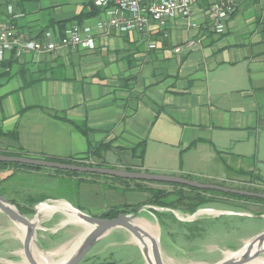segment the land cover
Segmentation results:
<instances>
[{
	"label": "crops",
	"instance_id": "obj_1",
	"mask_svg": "<svg viewBox=\"0 0 264 264\" xmlns=\"http://www.w3.org/2000/svg\"><path fill=\"white\" fill-rule=\"evenodd\" d=\"M91 3L3 0L0 16H14L16 28L33 36L47 29L62 36L72 24L90 26L98 33L96 16H89ZM194 11L195 26L176 18L152 34L157 49H148L138 33H98L93 50L9 55L10 73L0 78V153L43 160L83 159L106 168L195 181L203 177L221 183L263 184L255 163L264 135V0H243L223 33L205 24L198 4ZM192 40L197 43L190 47ZM232 159L254 165L233 166ZM259 164L264 166V161ZM223 167L235 176L224 177ZM16 176L26 179L21 186L14 184ZM3 184L6 199L17 208L31 210L40 202H57L56 206L70 204L97 217L113 208H165L148 204L153 190L172 192L168 201L176 195L163 184L58 174L50 168H3ZM213 202L228 203L241 217L252 212L264 216V206L253 202ZM43 207L45 227L37 230L38 238L43 248L52 249L68 241L71 229L80 225L64 224L66 212H44ZM166 211L158 213L166 247L173 249L175 238L189 239L193 234L198 239L205 232L206 220L199 215L185 220L176 213L186 212L182 208ZM221 213L215 218L226 215ZM142 223L154 236L153 225ZM51 226L57 228H47ZM121 241L139 248L132 235L119 228L105 235L82 261L114 264L106 258Z\"/></svg>",
	"mask_w": 264,
	"mask_h": 264
},
{
	"label": "rangeland",
	"instance_id": "obj_2",
	"mask_svg": "<svg viewBox=\"0 0 264 264\" xmlns=\"http://www.w3.org/2000/svg\"><path fill=\"white\" fill-rule=\"evenodd\" d=\"M259 145L261 148L260 153V159L256 160L255 165H258L257 167L262 171V177L264 178V166L260 165V161H264V135L259 140ZM231 164L233 166H239L247 169V167L253 166L254 163L248 160H231ZM224 170V171H223ZM213 171L215 173L218 172L217 168H215ZM222 172H225L226 175L224 177H233L234 174L225 171L224 167L222 169ZM196 180L202 182V183H221L219 179H207L203 177H195ZM26 179L21 177H15L14 178V184L17 186H21L22 182H24ZM248 180H236L234 182H224L223 184H226L227 187L232 186V188L240 189L241 187L245 188H256L259 190L264 191V183L263 184H257L255 186L250 185ZM256 184V183H255ZM169 190H176L171 185H164ZM58 191H56L54 194H56ZM0 194L3 195L5 198V191H4V184L3 186H0ZM60 194V193H58ZM57 194V195H58ZM71 199L73 197L69 196ZM215 199L223 200L227 202H237L239 204H245V201L242 200H236L229 197L219 196L216 195L213 197V201ZM74 201V200H73ZM211 202L209 204H206L200 208H198L193 214L188 212H180L176 211L179 218L182 219H191V217L199 212V219H205L206 220V226H205V232L202 234L201 237L198 239H195V235L192 234V236L189 239H177L175 238L174 245L175 247L168 248L166 245H164L166 239L163 238L165 229L162 227L161 222L158 217L159 212H167V208L162 209H151L147 206H144L143 211L140 212L139 219H142V222L145 220L146 222L155 225L158 229L157 236L159 237L160 244H161V250L163 253V256L165 258L166 264H216L217 262L221 261L225 257L226 252H233L237 253L238 250H240L245 243L251 239V234L254 236L264 231V216H256L254 215L255 212H252L254 214L244 217L236 215L233 209L231 210L229 207L230 205L222 204L217 205L215 202ZM57 202H52L54 204L53 206H56ZM251 204V203H247ZM254 204V203H252ZM256 207L264 206V204H259L261 206H258V203H255ZM45 205H42L40 208H42ZM39 208V209H40ZM215 208H222V210ZM240 208V207H238ZM35 208H31L33 210L32 213H29L26 215L28 218L33 219L35 216ZM181 210V207L179 208ZM220 211L223 212V215L221 217H216ZM206 212V213H205ZM234 213V215H229V213ZM247 213L244 210H237V213ZM66 215V214H65ZM67 217L64 219L66 221H71L76 224H81L79 222H76L72 219V217L69 215H66ZM64 217V216H63ZM71 218V219H70ZM198 218V216H197ZM215 219H217V223H215ZM63 221V220H62ZM213 221L212 223H210ZM40 226L45 227L42 222H40ZM21 225H16L13 223L10 219H8L5 215L0 213V260H3L6 264H29L27 261H25V255L23 252V241L21 237V232L19 229H21ZM40 228V229H41ZM49 229H56L57 226L53 227H47ZM74 229L72 232V236L68 241L62 240V244H58L56 247L52 249H45L42 247L40 240L38 238V235L40 234L38 231L35 235L34 243H33V252L35 254V258L40 260V257L42 254L48 255L52 252H55L59 249H61L64 246H70L72 242H75L79 236L83 235L87 231V227L83 225V223L80 226H74ZM230 229L234 230V232H230ZM49 232V231H48ZM47 232V233H48ZM45 233V234H47ZM253 236V237H254ZM179 243H178V242ZM70 244V245H69ZM136 245L127 244L126 242H119L115 245V248L113 249L110 256H107L106 260L108 262H114V264H147L142 252L138 247H135ZM59 256H53L52 259L55 261L58 259ZM260 258H264V254L260 256ZM81 264H86L85 261H82ZM98 264V263H96Z\"/></svg>",
	"mask_w": 264,
	"mask_h": 264
},
{
	"label": "built area",
	"instance_id": "obj_3",
	"mask_svg": "<svg viewBox=\"0 0 264 264\" xmlns=\"http://www.w3.org/2000/svg\"><path fill=\"white\" fill-rule=\"evenodd\" d=\"M243 0H94L98 9L96 28L101 35L117 33L126 35L138 33L148 49H157L152 34L163 29L176 18L188 20L189 26L197 23L191 19L198 4L205 18V24L217 33L226 30L227 20L238 10ZM8 13L11 15L12 8ZM12 17L0 19V62L9 55L19 53H55L66 52L70 48L93 50L97 48L99 34L90 26L72 24L64 30L62 36L55 35L51 29L40 32L39 36L19 31ZM197 41H190L195 46ZM92 163L91 161H86Z\"/></svg>",
	"mask_w": 264,
	"mask_h": 264
},
{
	"label": "water",
	"instance_id": "obj_4",
	"mask_svg": "<svg viewBox=\"0 0 264 264\" xmlns=\"http://www.w3.org/2000/svg\"><path fill=\"white\" fill-rule=\"evenodd\" d=\"M0 162L19 163L24 165H33L50 169H60L71 172L98 174L125 180L181 184L198 189L217 190L225 193H232L237 195L264 199V193H256L248 190L221 186L213 183H201L195 180H190L187 178L173 175L135 172L106 167L78 166L43 159L7 156L3 154H0ZM41 205L53 206L54 204H52L51 202L38 203L34 209V218L30 219L26 215H24L13 203H11L8 199H6L3 195L0 194V212L5 214L13 223L24 226L26 228L25 236L23 239V252L29 264H46L41 262L40 260H37L33 252V243L35 235L37 233V230L41 228L40 222L42 219L41 214L39 212V206ZM70 206L75 211L79 221L86 225H89L90 228L85 233L84 237L82 238L72 255L60 264H80L82 260L86 257V255L90 252V250L105 235L119 228L127 230L132 235L134 240L137 242L147 264H166L165 258L161 250L159 237L157 236L156 238L152 236L136 222L139 219L140 212L143 211L144 206L138 207L137 210L133 213H121L114 218L92 216L75 208L72 205ZM59 211L61 210L59 209ZM199 212L195 213L191 217V219L186 220H194L198 215H200ZM221 214H223V212ZM70 222L71 221H66L64 222V224H68ZM145 238H149L151 241V254L153 257V261H151L150 259L149 250L144 245ZM263 244L264 231L248 240L245 245L237 251H243L239 256L226 258L224 257L221 261L217 262L216 264H246L264 254Z\"/></svg>",
	"mask_w": 264,
	"mask_h": 264
},
{
	"label": "trees",
	"instance_id": "obj_5",
	"mask_svg": "<svg viewBox=\"0 0 264 264\" xmlns=\"http://www.w3.org/2000/svg\"><path fill=\"white\" fill-rule=\"evenodd\" d=\"M3 4V0H0V8ZM92 10L89 14V16H97L98 9L94 6V0H92ZM81 17V16H80ZM4 17L1 15L0 19H3ZM6 18V17H5ZM80 21V20H79ZM13 60L9 59L6 61L0 62V78L6 77L9 75V68L12 66ZM7 156H17V157H23L21 154L17 153H0ZM49 161H55V162H61L66 164H73L78 166H89V167H105V165H93L91 163H87L83 159H69V160H49ZM6 167H15V168H28V169H35V170H41L45 169L44 167L39 166H33V165H24L19 163H4L0 162V170ZM54 171L58 174H73L78 175L82 177H93V178H102V179H111V180H117L122 182H128V183H143L144 181H136V180H125L120 179L116 177H110V176H103L98 174H91V173H79V172H71L66 170H60V169H54ZM152 183H158L163 185H171L175 190V198L172 201H168V198L172 192L166 191V190H153L151 191V198L148 202V204L159 206V207H166V208H172V209H178L182 208L188 213L193 214L198 208L209 204L213 201V197L216 195L229 197L236 200H242L245 202H253L258 204H264V199L262 198H256V197H249V196H243V195H237L232 193H225L217 190H206V189H198L193 187H188L181 184H172V183H163V182H152ZM221 186H225L223 183H215ZM242 190H248L251 192L256 193H264V191L256 189V188H245L241 187ZM138 207H125V208H113L111 210H108L107 212L99 215L98 217H107V218H114L118 216L121 213H133L137 210ZM18 209L22 213H30L31 210L25 209L22 207H18ZM196 226V225H195Z\"/></svg>",
	"mask_w": 264,
	"mask_h": 264
},
{
	"label": "bare ground",
	"instance_id": "obj_6",
	"mask_svg": "<svg viewBox=\"0 0 264 264\" xmlns=\"http://www.w3.org/2000/svg\"><path fill=\"white\" fill-rule=\"evenodd\" d=\"M65 204V203H64ZM62 206V203L61 205ZM60 206H48V205H45L43 208H44V212L46 211H50V210H53V209H56L55 212H60L59 211V208ZM62 208L66 211H64L63 209H60L61 212H66L67 215H69V217L71 216L72 219L76 222H79L82 224V222L79 221V219L77 218L76 216V213L75 211L72 209V207L69 205V204H66V205H63ZM39 212L41 214V219L43 218L42 216V208L39 209ZM71 219V218H70ZM137 224H139L143 229H145L143 223H142V219H138L137 221ZM80 224V225H81ZM17 225V224H16ZM83 225H85V227H87V231L89 230L90 226L89 225H86L83 223ZM153 227V235L154 237L157 236V227L155 225L152 226ZM20 232H21V237H22V241L24 239V236H25V232H26V228L24 226L21 227V229H19ZM86 231V232H87ZM85 232V233H86ZM85 233L81 236H79V238L75 241V242H72V244L70 246H64L62 247L61 249L55 251V252H52L48 255H45V254H42L41 257H40V261L43 262V263H46V264H60L62 263L63 261L67 260L71 255L72 253L75 251V249L77 248V246L79 245L80 241L82 240V238L84 237ZM157 238V237H156ZM137 243V242H136ZM144 245L147 247V249L149 250V256H150V259L151 261H153V257H152V254H151V241L148 239V238H145V242H144ZM264 246V244H263ZM243 251H239L237 253H233V252H226L225 253V258L226 257H234V256H239ZM53 256H59L58 259L55 261L53 258ZM39 260V259H37ZM25 261H27V259L25 258ZM28 262V261H27ZM29 263V262H28ZM0 264H6L3 260H0ZM246 264H264V258H256L254 259L253 261H250Z\"/></svg>",
	"mask_w": 264,
	"mask_h": 264
}]
</instances>
